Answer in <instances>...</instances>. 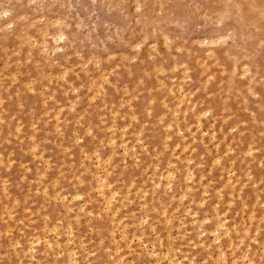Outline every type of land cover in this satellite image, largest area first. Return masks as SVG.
Wrapping results in <instances>:
<instances>
[{"label":"rangeland","instance_id":"obj_1","mask_svg":"<svg viewBox=\"0 0 264 264\" xmlns=\"http://www.w3.org/2000/svg\"><path fill=\"white\" fill-rule=\"evenodd\" d=\"M263 22L264 0H0V264H264Z\"/></svg>","mask_w":264,"mask_h":264},{"label":"bare ground","instance_id":"obj_2","mask_svg":"<svg viewBox=\"0 0 264 264\" xmlns=\"http://www.w3.org/2000/svg\"><path fill=\"white\" fill-rule=\"evenodd\" d=\"M255 1H256V0H255ZM250 14H252V13H250ZM251 17H252V16H250V18H251ZM244 18H245V17H244ZM247 20H249V19H247ZM255 20H256V19H255ZM257 20H258V19H257ZM249 21H250V20H249ZM257 23H258V22H257ZM263 24H264V22H263ZM62 35H63V34H62ZM63 36H64V35H63ZM63 36H62V37H63ZM67 36H68V35H67ZM60 38H61V36H60ZM67 38H68V37H67ZM67 40H68V39H67ZM69 42H71V41L69 40L67 43H69ZM59 48H60V47H59ZM60 49H61V48H60ZM6 70H7V69H6ZM34 83H35V82H34ZM54 85H55V84H54ZM11 86H12V85H11ZM34 93H35V92H34ZM21 95H23V94H21ZM26 96H27V95H26ZM8 99H9V98H8ZM21 101H23V99H22ZM24 101H25V100H24ZM7 102H8V101H7ZM2 103H3V102H2ZM64 103H65V102H64ZM7 108H8V107H7ZM17 108H19V107H17ZM102 108L104 109V107H102ZM119 108H120V107H119ZM19 109H20V108H19ZM117 109H118V108H117ZM206 112H207V113H208V112L210 113L209 110H207ZM174 116H176V115H174ZM13 117H14V116H13ZM13 117H12V118H13ZM175 118H176V117H175ZM88 119H89V118H88ZM159 119H160V117H159ZM1 120H2V119H1ZM9 120H10V119H9ZM11 121H12V120H11ZM122 121H123V120H122ZM47 122H48V121H47ZM58 122H59V121H58ZM58 122H57V123H58ZM99 122H100V121H99ZM102 123H103V122H102ZM105 123H106V122H105ZM212 123H213V122H212ZM212 123H211V124H212ZM5 124H6V123H5ZM5 124H4V125H5ZM99 124H100V123H99ZM211 124H210V128L212 127ZM33 125H34V124H33ZM79 125H80V124H79ZM7 126H8V125H7ZM113 126H114V125H113ZM167 126H168V125H167ZM19 127H20V126H19ZM19 127H17V128H19ZM31 127H32V126H31ZM114 128H115V127H114ZM127 128H128V127H127ZM6 129L9 130V128H7V127H6ZM59 129H60V128H59ZM18 130H19V129H18ZM113 130H114V129H113ZM126 130H127V129H126ZM10 131H11V130H10ZM90 131H91V130H90ZM101 131H102V130H101ZM116 131H117V130H116ZM15 132H16V131H15ZM38 132H39V131H38ZM120 132H121V131H120ZM139 132H140V131H139ZM212 132H213V131H212ZM47 133H48V132H47ZM85 133H86V132H85ZM95 134H96V133H95ZM103 134H104V133H103ZM114 134H115V132H114ZM20 135H21V134H20ZM26 136H27V135H26ZM72 136H73V135H72ZM88 136H89V135H88ZM65 137H66V136H65ZM81 137H82V136H81ZM211 137H212V136H211ZM28 138H29V137H28ZM68 138H69V137H68ZM72 138H73V137H72ZM12 139H13V138H12ZM63 139H64V138H63ZM78 139H79V138H78ZM80 139H81V138H80ZM92 139H93V138H92ZM92 139H91V140H92ZM213 139H214V138H213ZM20 140H21V139H20ZM67 140H68V139H67ZM76 140H77V139H76ZM82 140H83V139H82ZM100 140H101V139H100ZM102 140H103V139H102ZM169 140H170V139H169ZM192 140H193V139H192ZM231 140H232V139H231ZM3 142H4V141H3ZM42 142H43V141H42ZM77 142H80V141H77ZM99 142H100V141H99ZM210 142H211V141H210ZM45 143H46V142H45ZM69 143H71V142H69ZM73 143H74V142H73ZM7 144H8V143H7ZM59 144H60V143H59ZM100 144H101V143H100ZM100 144H99V145H100ZM164 145H165V144H164ZM36 146H37V145H36ZM165 146H166V145H165ZM204 146H206V145H204ZM204 146H203V147H204ZM227 146H228V145H227ZM229 146H230V145H229ZM229 146H228V147H229ZM55 147H56V146H55ZM56 148H57V147H56ZM59 148H60V147H59ZM102 148H103V147H102ZM121 148H122V147H121ZM63 149H64V148H63ZM70 149H71V148H70ZM82 149H83V148H82ZM84 149H85V148H84ZM103 149H104V148H103ZM1 150H2V149H1ZM29 150H31V147H30ZM34 150H35V149H34ZM97 150H98V149H97ZM215 150H216V149H215ZM254 150H255V149H254ZM64 151H65V149H64ZM111 151H112V150H111ZM192 151H193V150H192ZM248 151H249V150H248ZM248 151H247V152H248ZM22 152H23V151H22ZM215 152H216V151H215ZM227 152H229V151H227ZM227 152H226V153H227ZM24 153H25V152H24ZM26 153H27V152H26ZM42 153H43V151H42ZM111 153H112V152H111ZM191 153H192V152H191ZM208 153H209V151H208ZM252 153H253V152H252ZM231 154H232V153H231ZM87 155H88V154H87ZM97 155H99V154H97ZM224 155H225V154H224ZM244 155H245V154H244ZM250 155H251V153H250ZM69 156H70V155H69ZM9 157H10V155H9ZM12 157H13V155H12ZM92 157H93V156H92ZM105 157H106V156H105ZM19 158H21V157H19ZM33 158H34V157H33ZM88 158H89V157H88ZM96 158H98V157H96ZM108 158H109V157H108ZM175 158H176V157H175ZM34 159H35V158H34ZM49 159H50V158H49ZM68 159H69V157H68ZM99 159H100V158H99ZM215 159H216V158H215ZM215 159H213V160H215ZM134 160H136V159H134ZM46 161H47V160H46ZM80 161H81V160H80ZM109 161H110V160H109ZM218 161H219V160H218ZM180 162H181V161H180ZM212 162H213V161H212ZM214 162H215V161H214ZM232 162H234V161H232ZM16 163H17V162H16ZM47 163H48V162H47ZM191 163H192V162H191ZM228 163H229V162H228ZM27 164H28V163H27ZM171 164H172V163H171ZM181 164H182V163H181ZM214 164H215V163H214ZM216 164H217V163H216ZM230 164H231V163H230ZM38 165H39V164H38ZM53 165H54V164H53ZM64 165H65V163H64ZM89 165H90V164H89ZM217 165H219V164H217ZM68 166H69V165H68ZM80 166H81V165H80ZM169 166H170V165H169ZM231 166H232V165H231ZM246 166H247V165H246ZM258 166H259V165H258ZM262 166H263V165H262ZM23 167H24V166H23ZM61 167H62V166H61ZM106 167H107V166H106ZM170 167H171V166H170ZM197 167H198V166H197ZM123 168H124V167H123ZM50 169H51V168H50ZM145 169H146V167H145ZM229 169H230V168H229ZM46 170H47V169H46ZM84 170H86V169H84ZM181 170H182V169H181ZM185 170H186V169H185ZM230 170H232V169H230ZM29 171H30V169H29ZM29 171H26V172L29 173ZM110 171H111V170H110ZM177 171H179V170H177ZM232 171H233V170H232ZM232 171H231V172H232ZM63 173H64V172H63ZM167 173H168V172H167ZM173 173H174V172L169 171L170 178H171L172 175H174ZM232 173H233V172H232ZM210 174H211V173H210ZM230 174H231V173H230ZM41 175H42V174H41ZM95 175H96V177H97L98 173L95 174ZM109 175H110V174H109ZM120 175H121V174H120ZM169 175H167V176H169ZM192 175H193L192 172H191L190 169L188 168V169H187V172L185 173V176H184V177H186L185 180H191V179H192V178H191ZM227 175H229V174H227ZM230 176H231V175H230ZM94 177H95V176H94ZM251 177H252V176H251ZM97 178H98V177H97ZM159 178H160V176H159ZM164 178H165V177H164ZM247 178H249V177H247ZM44 179H46V178H44ZM171 179H172V178H171ZM171 179H170L169 182H167L166 184H164L165 186H166V185H169V188H170V189H172V185H173V184H171V183H172V182H171V181H172ZM219 179H220V178H219ZM167 180H169V179H167ZM200 180H201V179H200ZM77 181H78V179H77ZM80 181H81V180H80ZM80 181H79V182H80ZM97 181H98V180H97ZM97 181L95 180V183H96ZM100 182H101V181H100ZM120 182H121V180H120ZM141 182H142V181H141ZM234 182H235V181H234ZM209 183H210V182H209ZM213 183H215V182H213ZM227 183H228V181H227ZM236 183H237V182H236ZM96 184H97V183H96ZM106 184H107V183H106ZM160 184H161V180H160V179H158V180L154 183V185H157V187H160ZM233 184H234V183H233ZM243 184H244V183H243ZM253 184H254V182H253ZM257 184H258V183H257ZM81 185H82V184H81ZM98 185H99V184H98ZM112 185H114V184H112ZM234 185H235V184H234ZM99 186H101V185H99ZM107 186H108V185H107ZM128 186H130V185H128ZM223 186H224V185H223ZM131 187H132V186H131ZM131 187H130V188H131ZM230 187H231V186H230ZM242 187H244V186H242ZM253 187H255V186H253ZM120 188H121V187H120ZM130 188H128V189H130ZM189 188H190V187H189ZM204 188H205V187H204ZM204 188H203V189H204ZM224 188H225V187H224ZM224 188H223V189H224ZM197 189H198V188H197ZM230 189L233 190L232 188H230ZM243 189H244V188H243ZM2 190H3V189H2ZM34 190H35V189H34ZM90 190H91V189H90ZM156 190H158V189H156ZM218 190H219V189H218ZM218 190H217V191H218ZM252 190H253V188H252ZM108 191H109V190H108ZM189 191H190V190H189ZM257 191H259V190H257ZM44 192H45V191H44ZM187 192H188V190H187ZM191 192H192V191H191ZM193 192H194V191H193ZM231 192H232V191H231ZM239 192H240V191H239ZM239 192H238V193H239ZM34 193H35V192H34ZM89 193H90V192H89ZM112 193H113V192H112ZM189 193H190V192H189ZM223 193H224V192H223ZM253 193H254V192H253ZM45 194H46V193H45ZM126 194H127V193H126ZM135 194H136V193H135ZM162 194H163V193H162ZM109 195H110V194H109ZM220 195H221V194H220ZM253 195H254V194H253ZM103 196H104V195H102V197H103ZM110 196H111V195H110ZM141 196H142V195H141ZM183 196H184V195H183ZM183 196H181V197L183 198ZM227 196H228V195H227ZM227 196H226V197H227ZM77 197H78V196H77ZM79 197H82V196L80 195ZM88 197H89V196H88ZM114 197H115V196H114ZM185 197H186V196H185ZM187 197H189V196H187ZM229 197H230V196H229ZM237 197H238V196H237ZM82 198H83V197H82ZM208 198H209V197H208ZM208 198H207V199H208ZM218 198H220V197H218ZM222 198H223V197H222ZM231 198L233 199V197H231ZM109 199H110V198H109ZM109 199H108V200H109ZM185 199H186V198H185ZM210 199H211V198H210ZM239 199H240V197L238 198V200H239ZM74 200H75V198H74ZM92 200H93V199H92ZM179 200H181V199H179ZM115 201H116V199H115ZM181 201H182V200H181ZM203 201H204V200H203ZM217 201H218V199H217ZM257 201H258V200H257ZM183 202H184V201H183ZM200 202H201V201H200ZM218 202H219V201H218ZM255 202H256V200H255ZM99 203H100V202H99ZM107 203H108V202H107ZM189 203H192V202H189ZM197 204H198V203H196V206H197ZM199 204H200V203H199ZM202 204H203V203H202ZM232 204H234V203H232ZM169 205H170V204H169ZM191 205H192V204H191ZM219 205H220V204H219ZM138 206H139V205H138ZM228 206H229V205H228ZM230 206H231V205H230ZM83 207H84V206H83ZM176 207H177V206H176ZM199 207H201V206H199ZM260 207L262 208V207H264V206L262 205V206H260ZM144 208H145V207H144ZM168 208H169V207H168ZM214 208H217V205H216V207L214 206ZM230 208H231V207H230ZM105 209H106V208H105ZM152 209H153V208H152ZM242 209H243V208H242ZM246 209H247V208H246ZM79 210H80V209H79ZM124 210H125V209H124ZM214 210H215V209H214ZM116 212H117V211H116ZM186 212H188V211H186ZM226 212H227V211H226ZM87 213H88V212H87ZM175 213H177V212L175 211ZM193 213H194L195 215H197L196 212H193ZM88 214H89V213H88ZM194 214H193V215H194ZM204 214H205V213H204ZM252 214H253V211H252ZM243 215H244V214H243ZM114 216H115V215H114ZM175 216H176V215H175ZM224 216H225V215H224ZM224 216H223V217H224ZM250 216H253V215H250ZM142 217H143V216H142ZM195 217H196V216H195ZM221 217H222V216H221ZM261 217H262V216H261ZM143 218H144V217H143ZM174 218H175V217H174ZM180 218H181V217H180ZM184 218H185V217H184ZM184 218H183V219H184ZM217 218H219V217H217ZM253 218H254V217H253ZM250 219H251V218H250ZM69 220H70V219H69ZM75 220H76V219H75ZM217 220H218V219H217ZM227 220H228V219H227ZM253 220H255V219H253ZM253 220L251 219V221H253ZM259 220H260V218H259ZM262 220H263V219H262ZM17 221H18V220H17ZM58 221H59V220H58ZM88 221H89V219H88ZM247 221H249L248 218H247ZM257 221H258V220H257ZM263 221H264V220H263ZM119 222H120V221H119ZM119 222H118V223H119ZM155 222H156V221H155ZM195 222H196V220H195ZM198 222H199V221H198ZM227 222H228V221H227ZM249 222H250V221H249ZM261 222H262V221H261ZM33 223H34V222H33ZM85 223H86V222H85ZM111 223H112V222H111ZM204 223H205V222H204ZM220 223H221V222H220ZM241 223H242V220H241ZM257 223H259V221H258ZM116 224H117V223H116ZM163 224H164V223H163ZM178 224H179V223H178ZM201 224H202V223H201ZM221 224H222V223H221ZM221 224H219V225H221ZM235 224H236V223H235ZM235 224H234V225H235ZM159 225H160V224H159ZM180 225H181V224H180ZM241 225H242V224H241ZM185 226H186V225H185ZM191 226H192V225H191ZM199 226H200V224H199ZM222 226H223V225H221L220 227H222ZM247 226H248V225H247ZM249 226H251L250 223H249ZM256 226H259V224H257ZM45 227H46V226H45ZM45 227H44V228H45ZM130 227H131V226H130ZM214 227H215V226H214ZM216 227H218V226H216ZM223 227H224V226H223ZM241 227H242V226H241ZM67 228H68V227H67ZM69 228H70V227H69ZM256 228L258 229V227H256ZM222 229H223V228H222ZM246 229H247V228H246ZM248 229H249V227H248ZM248 229H247V230H248ZM257 229H256V231H257ZM259 229H260V228H259ZM51 230H53V229H51ZM144 230H145V229H144ZM244 230H245V229H244ZM72 231H73V230H72ZM184 231H185V230H184ZM203 231H204V230H203ZM53 232H54V231H53ZM214 232H215V233H218V229H215ZM248 232H249V231H248ZM257 232H258V231H257ZM64 233H65V232H64ZM226 233H227V232H226ZM228 233L230 234V232H228ZM233 233H234V232H233ZM235 233H237V232H235ZM241 233H242V232H241ZM8 234H9V233H8ZM121 234H122V233H121ZM158 234H159V233H158ZM201 234H202V233H201ZM243 234H244V233H243ZM10 235H11V233H10ZM131 235H132V234H131ZM227 235H228V234H227ZM245 235L247 236V234H244V236H245ZM44 236H45V235H44ZM119 236H120V235H119ZM228 236H229V235H228ZM254 236H256V235H254ZM4 237H5V236H4ZM123 237H124V236H123ZM55 238H56V237H55ZM241 238H242V237H241ZM254 238H255V237H254ZM58 239H59V238H58ZM99 239H100V238H99ZM167 239H168V238H167ZM218 239H219V237H215V238H214V240H216V241H217ZM227 239H229V238L227 237ZM35 240H37V239H35ZM161 240H162V239H161ZM242 240H243V239H242ZM252 240H253V239H252ZM69 241H70V240H69ZM69 241H68V242H69ZM180 241H181V240H180ZM250 241H251V240H250ZM70 242H71V241H70ZM113 242H114V241H113ZM113 242H112V243H113ZM127 242H129V241L127 240ZM252 242H254V240H253ZM31 243H33V242H31ZM31 243H29V244H31ZM161 243H162V242H161ZM216 243H217V242H216ZM240 243H241V242H240ZM249 243H250V242H249ZM256 243H257V242H256ZM14 244H15V243H14ZM140 244H141V243H140ZM190 244H191V243H190ZM229 244H230V243H229ZM254 244H255V243H254ZM262 244H263V243H262ZM38 245H39V244H38ZM197 245H198V244H197ZM240 245H241V244H240ZM20 246H21V245H20ZM47 246H48V247H51V245H49V243H48ZM83 246H84V245H83ZM83 246H82V247H83ZM159 246H160V245H159ZM171 247H172V246H171ZM179 247H180V246H179ZM195 247H196V246H195ZM230 247H231V246H230ZM247 247H248V246H247ZM84 249H85V248H84ZM170 249H171V248H170ZM29 250H30L29 253L32 254V256H34L35 253H36V251H37V249H36L35 246H30ZM144 250H145V249H144ZM237 250H239V249H237ZM246 250H247V249H246ZM108 251H109V250H108ZM117 251H118V250H117ZM205 251H207V250H205ZM212 251H213V250H212ZM233 251H234V250H233ZM165 252H166V251H165ZM235 252H236V251H235ZM238 252H239V251H238ZM232 253H233V252H232ZM46 254H47V253H46ZM55 254H56V253H55ZM167 254H168V253H167ZM180 254H181V253H180ZM186 254H187V253H186ZM188 254H189V253H188ZM233 254H234V253H233ZM233 254H232V255H233ZM254 254H255V252H254ZM16 255H17V254H16ZM60 255H61V254H60ZM88 255H89V254H88ZM165 255H166V254H165ZM243 255H245V253H244ZM77 256H78V255H77ZM223 256H224V255H223ZM233 256H234V255H233ZM87 257H88V256H87ZM199 257H200V256H199ZM207 257H208V256H207ZM252 257H253V256H252ZM252 257H251V258H252ZM67 258H68V257H67ZM209 258L211 259V255H210ZM217 258H218V257H217ZM219 258H220V257H219ZM231 258H232V257H231ZM239 258H240V257H239ZM246 258H247V257H246ZM55 259H56V258H55ZM122 259H123V258H122ZM193 259H194V258H193ZM222 259H223V258H222ZM222 259H221V260H222ZM224 259H225V257H224ZM28 260H29V259H28ZM159 260H160V259H159ZM185 261H186V260H185ZM245 261H246V260H245ZM73 262H76V261L73 260ZM160 262H161V261H160ZM234 262H235V260H234ZM252 262H253V261H252ZM232 263H233V261L231 262V264H232ZM66 264H67V262H66ZM69 264H70V263H69ZM74 264H75V263H74ZM88 264H89V263H88ZM189 264H190V263H189ZM193 264H194V263H193Z\"/></svg>","mask_w":264,"mask_h":264}]
</instances>
